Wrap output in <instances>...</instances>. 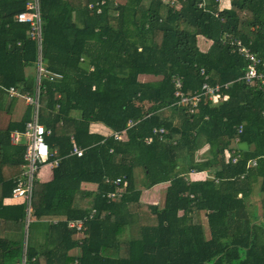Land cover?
<instances>
[{
	"label": "trees",
	"instance_id": "trees-1",
	"mask_svg": "<svg viewBox=\"0 0 264 264\" xmlns=\"http://www.w3.org/2000/svg\"><path fill=\"white\" fill-rule=\"evenodd\" d=\"M99 1H40L42 57L62 74L43 80L40 122L51 131L49 161L59 163L52 180L35 182L31 218L58 219L49 228L61 243L25 250L0 237L4 264H21L24 255L27 264H264V218L248 203L259 182L264 217V92L237 80L248 63L223 43L231 34L264 58V0H179V8L164 0H104L97 13L88 3ZM25 7L26 0H0V110L15 100L5 88L34 93L36 85V73L26 68L35 67L37 43L28 36L30 24L16 20ZM198 36L212 41L208 51ZM142 75L159 80L141 81ZM177 77L186 95L205 81L229 83L221 91L226 99L203 95L196 105L182 104ZM30 116L28 108L0 129V209L8 210L3 201L12 196L25 150L11 144L10 134L24 132ZM95 123L110 134L92 130ZM160 128L167 130L164 140L153 132ZM124 131L122 139L113 135ZM237 136L251 148L235 146L240 157L232 162L225 150ZM73 141L82 156L70 155ZM204 143L207 158L198 160ZM7 163L19 167L8 179ZM204 170L211 171L205 180L187 177ZM168 181L161 204L140 201L141 189ZM83 182L96 183L97 192L83 190ZM116 191L121 197H108ZM11 208L13 219L25 222L26 203ZM93 209L77 233L70 222ZM74 248L78 256L69 255Z\"/></svg>",
	"mask_w": 264,
	"mask_h": 264
},
{
	"label": "built area",
	"instance_id": "built-area-1",
	"mask_svg": "<svg viewBox=\"0 0 264 264\" xmlns=\"http://www.w3.org/2000/svg\"><path fill=\"white\" fill-rule=\"evenodd\" d=\"M41 0H26L25 10L19 12L16 16V20L21 23L30 24L28 30V36L35 40L38 47V59L35 63L36 68V85L34 93L28 91L22 92L20 89L13 86L5 88V91L10 97L21 98L27 104L33 106V114L29 121L26 123L24 132H13L11 134V140L13 143H23L25 145V150L23 153V163H22V172L18 179L16 180V185L12 191V198H18L26 203L27 207V216L25 219L26 233L25 238L28 236V229L31 222V213H32V196L35 188V182L38 180V172L42 167L49 162V158L52 155L49 144L47 143L45 137L51 133L49 129L45 127L44 124L40 122V108H41V94L43 89V80L44 79H53L62 77L61 73L53 72L47 68L42 57L43 51V28H42V14H41ZM101 4H104L103 1L96 3L90 2L88 6L92 8H97V13H100L102 10ZM229 42L232 46L234 52H237L245 58L247 61V66L244 74L238 78V81L248 84L249 86L262 90L264 92V58L260 57L254 51L250 44H245L242 40L236 39L231 34H226L223 39V43ZM20 44V42L18 43ZM202 75H205V70L202 69L200 72ZM207 78V76L205 77ZM206 80V79H205ZM176 94L181 96L180 103H192L196 105L202 98L203 95H208L211 100L214 102L223 101L226 99L225 95H222V87L228 88L229 83L222 85H211L208 81H205L200 90H194L191 95H186L182 91L183 82L181 77L175 79ZM153 132L158 134L161 138L167 133V130L164 128L154 129ZM242 132V126L238 129V133ZM124 132H115L113 135L116 139H122ZM240 142L239 136H237L235 143ZM84 149L77 145L73 141L72 149L70 155L82 156ZM232 162H237L240 157L239 153H236V150L232 152ZM59 163L58 159L53 160V165L57 166ZM254 163L255 160H254ZM122 178L119 177L115 180L116 184H120ZM126 185V182H123ZM122 192H109L108 197L110 198H119L121 197ZM96 210L93 209L87 217L84 219L71 221L70 226L75 227L77 233L83 232L85 229L84 222L92 218ZM27 244H24V249L26 250ZM26 252V251H25ZM21 264H27V258L24 255Z\"/></svg>",
	"mask_w": 264,
	"mask_h": 264
},
{
	"label": "crops",
	"instance_id": "crops-1",
	"mask_svg": "<svg viewBox=\"0 0 264 264\" xmlns=\"http://www.w3.org/2000/svg\"><path fill=\"white\" fill-rule=\"evenodd\" d=\"M212 44L211 40L206 39L203 36H198V45L199 48L201 49V51L206 52L208 51V49L210 48ZM26 72L27 74V68H26ZM33 72L36 73V68L33 67ZM142 76H151L154 77L153 75H142ZM140 80L141 81H149V80H143L141 79L140 76ZM21 90V89H20ZM22 91V90H21ZM23 92V91H22ZM26 92V91H24ZM9 99H15L13 104L11 105V109L8 108V106L5 105V107H3V110H0V129L3 127H6V125L8 124L9 121H17L20 120L26 110L28 108H31V116L33 114V106L27 104L23 99L21 98H14V97H9ZM75 115H79L78 112L74 113ZM63 125L65 126L66 130L68 129V131H72L73 130V125L72 123H63ZM92 130H99L100 133H108V129L106 127H104L101 124L95 123L92 125ZM14 131L11 132V134ZM10 134V136H11ZM112 134V133H111ZM160 139L165 138V135L163 136V138H161L159 136ZM236 140V139H235ZM235 140L234 143L232 144L231 148H228L225 150V158L229 159V157L233 154L232 152L235 151V146L237 148V143L235 144ZM10 142L12 145H18V144H22L23 143H18L15 144L12 142L11 138H10ZM249 144V143H248ZM24 146V145H23ZM210 145L204 143L203 145H201L200 149H199V153L197 154V159L198 160H205L207 158V151L209 150ZM249 148L250 145H249ZM238 149V148H237ZM239 150V149H238ZM56 152V151H54ZM54 165H53V161H49L47 164H45L42 167V171L40 173L38 182H49L50 180H52L53 178V169H54ZM18 168L17 166L11 164V163H7L4 164L2 166V174L8 179L11 178L13 174H16L18 172ZM21 168V167H20ZM211 172V171H209ZM208 170H204V171H193L191 173H189L187 175V177L192 180V181H197V180H205L208 178L209 175ZM139 174V173H138ZM136 175V179H137V186H140V181L142 176ZM169 181L168 182H162L159 183L157 185H154L151 188H147V189H141V196H140V201L143 204H152V205H158L161 204V202L163 201L164 198V190L166 189V187L169 185ZM81 188L83 190L86 191H91V192H97V184L96 183H90V182H83L81 184ZM239 196H241V194H239ZM261 196L260 194V183H254L253 184V189H252V193L249 195L248 200L250 199H254V198H259ZM261 201V199H260ZM4 205H6L8 207L7 209H0V213L4 214L6 216L5 219H1L0 220V237L1 238H5L8 241L14 242V243H18V244H22V248H24V244H27V246L29 245L30 247L36 248L37 250L39 249V251H42L43 249H50V247L55 246V244H60L58 242V239L56 238L57 236L55 235L54 231L52 229H50L49 225L52 224L50 223V221L52 222H56V218H42V219H37L36 217H33L32 222H30L29 227L31 226L32 223H39L40 225L38 226V228L42 229V235L40 238V242L39 244L36 245V243H34L33 245L29 243V233L27 236V239L25 238V233H26V226H25V222L22 219V217L19 218V221H16V219L14 220L13 217L16 216L17 211L13 210L11 207L21 203V200L18 198H12L8 197L5 198V200L3 201ZM249 203V208L250 209H257L258 215L261 216V218L263 216V210L261 208V203L258 204H252V201H248ZM138 225V224H135ZM135 227V226H134ZM37 228V229H38ZM135 231L139 230V226L136 227L134 229ZM29 232V229H28ZM77 237V236H76ZM37 241V238H36ZM5 252H1L0 251V264H4V258L6 257V254H4ZM80 253V249L79 248H74L71 249V251L69 252L70 256H78ZM6 262V259H5Z\"/></svg>",
	"mask_w": 264,
	"mask_h": 264
},
{
	"label": "rangeland",
	"instance_id": "rangeland-1",
	"mask_svg": "<svg viewBox=\"0 0 264 264\" xmlns=\"http://www.w3.org/2000/svg\"><path fill=\"white\" fill-rule=\"evenodd\" d=\"M117 1H118V3L126 2V0H117ZM164 2L165 3H168L169 6H175L176 8H179L180 7L179 6V0H164ZM27 71H28L29 74H33V67H27ZM141 79H143V80H149V81L159 80L158 77H155V76L154 77H151V76H141ZM41 171H42V169L39 170L38 177L40 176ZM260 199H261V197L254 198V199L252 198L250 200L252 201V204H255L256 203V204L259 205L258 202L261 203ZM250 200H248V201H250ZM198 218L200 219V216ZM39 225H40L39 223H32L31 226L29 227V232H28L29 233V238H30L29 243L32 244V245L34 243H36V245L39 244L40 239H41L40 237L43 236L42 235V229L41 228H38ZM134 226L135 227H133V230L136 227H138V225H135V224H134ZM36 238H37V241H36Z\"/></svg>",
	"mask_w": 264,
	"mask_h": 264
},
{
	"label": "water",
	"instance_id": "water-1",
	"mask_svg": "<svg viewBox=\"0 0 264 264\" xmlns=\"http://www.w3.org/2000/svg\"><path fill=\"white\" fill-rule=\"evenodd\" d=\"M237 148L241 151H248L249 150V144L247 141H240L237 143Z\"/></svg>",
	"mask_w": 264,
	"mask_h": 264
}]
</instances>
